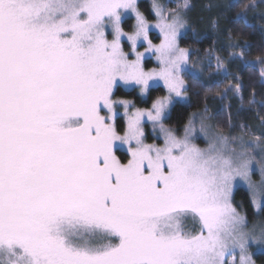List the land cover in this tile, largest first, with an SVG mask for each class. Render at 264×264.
Listing matches in <instances>:
<instances>
[{"label": "snow or ice", "instance_id": "snow-or-ice-1", "mask_svg": "<svg viewBox=\"0 0 264 264\" xmlns=\"http://www.w3.org/2000/svg\"><path fill=\"white\" fill-rule=\"evenodd\" d=\"M151 6L154 25L137 0H0L2 264H236L237 248L239 264H254L248 248L257 237L246 231L232 187L237 178L252 187L249 147L264 151L262 136L245 142L202 123L208 146L201 148L193 128L177 137L160 124L163 146L144 143V119L158 124L172 100L186 95L190 56L178 44L189 0ZM125 13L135 17L130 33ZM138 44L147 46L138 51ZM147 53L158 68L145 70ZM121 81L142 94L162 81L168 94L130 113L131 101L112 98ZM117 104L127 117L123 135ZM117 142L128 145L126 163ZM188 219L198 230H185Z\"/></svg>", "mask_w": 264, "mask_h": 264}, {"label": "trees", "instance_id": "trees-1", "mask_svg": "<svg viewBox=\"0 0 264 264\" xmlns=\"http://www.w3.org/2000/svg\"><path fill=\"white\" fill-rule=\"evenodd\" d=\"M158 2L165 5L166 0ZM247 3L249 0H189L191 9L196 11L189 19L192 31L196 33L190 32L182 38L180 47L189 50L192 63L205 64L209 56L217 55L226 72L224 78L214 84H207L201 78L184 74L189 102L176 104L169 116L160 123L175 135L182 134L192 115L209 110L214 111L213 121L216 130L221 134H230L238 125L251 124L262 129L264 139V76L261 75L264 72V63L261 62L264 60V4L245 9L244 5ZM138 6L149 21L154 20L149 1H141ZM165 6L169 8V4ZM238 13L243 15L238 16ZM133 23L132 19H128L122 27L130 33ZM125 50L128 51L129 48L126 47ZM147 66L153 64L147 62ZM206 70L208 73L212 71ZM237 83L241 85L239 98L230 102L224 98V94L230 87L235 88ZM165 95L163 88H156L150 90L147 99H142L137 90L125 91L117 88L113 99L131 101L128 109L131 113L135 108H151L154 100ZM218 99L220 101H217ZM115 126L120 135H123L127 128L120 117L115 119ZM149 131L144 132V142L161 145L162 142ZM123 146L122 144L121 147ZM116 155L125 163L130 158L124 148L116 149ZM234 206L244 213L250 222L254 220V210L247 192L238 190L235 193ZM259 259L264 261V257Z\"/></svg>", "mask_w": 264, "mask_h": 264}, {"label": "rangeland", "instance_id": "rangeland-1", "mask_svg": "<svg viewBox=\"0 0 264 264\" xmlns=\"http://www.w3.org/2000/svg\"><path fill=\"white\" fill-rule=\"evenodd\" d=\"M141 1H149L152 5V0H137L138 5ZM183 3H184V0H166L165 5L169 4V8L166 7L165 5H162V6H164L167 9H173V8H177L178 5H181ZM151 8H152V6H151ZM192 10L193 9H191V7L189 9L184 10V17H185V20L187 22V26H186V28L181 29V34L178 36L179 47H180V41L182 38L186 37L190 32L196 33V31H194V32L192 31L190 20H189L192 18L193 14L196 13L195 10H193V11ZM188 12H191V13L188 14ZM152 13L154 15V20L150 21V23L154 25L157 21V18H156L155 13L153 11H152ZM128 19H132L134 21L133 25L135 24L134 15L131 13H125L124 16L122 17V21H121L122 26H123V23ZM109 38H111V37H109ZM150 38L153 39L154 43L159 44L160 39H162V36L160 35L159 30L153 27L152 31L150 32ZM155 40H157V41H155ZM124 43H127V42L125 41ZM146 46L147 45L145 44L143 47H141L138 44V51H143L144 47H146ZM131 58L134 59L135 57L132 56ZM217 58H219L217 55L209 56V58H207L205 64H203L202 62H196V63L190 62V56H189V64L187 65V70L185 72H183L182 75L184 76V74L188 73V74H190L196 78L203 79L204 83H207V84L208 83L209 84L218 83L224 78L226 70L224 67L218 68ZM219 61L222 62L220 60V58H219ZM147 62H151L153 64V66H150V67L147 66ZM142 63L144 65L146 71L151 70L153 68H158V66H159V63L156 60V57L151 53H147L145 55V58L142 61ZM222 64H223V62H222ZM206 69L212 70V71L210 73H208ZM151 83H152V87L149 89V92L152 89L163 88L166 92V95L168 94L167 89L164 87L162 81L151 82ZM117 88H122L125 91L137 90L139 96L142 99L148 98L149 92L146 94H142L140 92V89L138 86H136L134 84H125L122 81L119 82L114 87L112 98H114L115 91L117 90ZM186 89H187V86H186ZM228 93H229V96H228ZM224 98H226L228 101L232 102L234 98H237V99L239 98V93L236 90V88H234L232 86L228 89V91L225 92ZM217 101H220V99H218ZM188 102H189V99H188L187 95H185L183 97H175L172 100L171 104L168 106V109L166 110L164 117L162 118V120L158 124L154 125L153 122L148 121L147 118L144 119V121H143L144 132L147 130H150L149 131L150 134L155 136L157 139H159L162 142L161 145H158L157 143H150V144H154L156 146H163L165 137H164V134L160 130L159 124L169 116L171 109L176 104H188ZM115 107L117 109V115H116L115 119L120 117L125 122V124L127 126V117L125 116L124 106L122 104H117ZM102 114L107 115L106 111L103 112ZM213 115H214V111H209V110H208V112L206 110L204 112L195 113L194 115H192L188 125L186 126V127H191L194 129L193 134H192L193 142L196 143L201 148H207V146H208V140L205 138L204 133H202L200 131L202 123L209 126L213 131L218 132L216 130V127H215V124L213 121ZM242 121H245V119H242ZM114 123H115V120H114ZM186 127H185V129H186ZM185 129L183 130L181 135H179V136L176 135V136L177 137H183L185 135ZM225 136L241 137L245 142H251L255 136H262V139H263V132H262V129H258L255 125L241 124V125H238V127L235 128L230 134H227ZM117 143L119 145V147L117 149L124 148V152H128V145H124L123 147H121L122 144H119V142H117ZM234 143H239V140L235 141ZM132 144L134 146L135 142L133 141ZM249 152L251 153L252 156L255 157V159L253 160V165H252L253 170L250 172V181H251L252 187L251 188L249 187V181L248 180L237 178L233 182L232 202L234 205L235 204V193L238 190H244L245 192H247L249 199H250V203H251L253 210H254V216H255L254 220L252 222H250L244 213L240 212V214L242 216H244L246 219V223H247L246 231L254 234L257 237V241H258L256 243H251L249 245L248 252L252 255V259L254 261V264H264V261H261L259 259V257H261V258L264 257V244L259 242V237L261 236V233H264V195L261 194V190L264 189V172L261 171V157L264 156V151H262V147L253 145V146L249 147ZM254 198L258 202H260V204H261L260 208H257L253 204ZM198 228H199L198 221H195L192 219H188L187 221H185V230L186 231H195V230H198ZM112 242L116 243L117 241L113 239ZM233 255L235 256L236 264H239V249L238 248L235 250ZM232 258H233L232 255L226 256V259L229 261H231ZM0 260L2 261V258H0ZM0 264H2V262Z\"/></svg>", "mask_w": 264, "mask_h": 264}]
</instances>
